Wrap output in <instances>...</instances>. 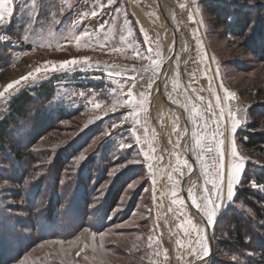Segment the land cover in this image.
Here are the masks:
<instances>
[{
  "label": "rangeland",
  "instance_id": "obj_1",
  "mask_svg": "<svg viewBox=\"0 0 264 264\" xmlns=\"http://www.w3.org/2000/svg\"><path fill=\"white\" fill-rule=\"evenodd\" d=\"M155 1L154 7L150 0H118V4L113 6L117 11L106 8L95 18L89 15L78 19L82 13L90 12L100 0H52L53 6L47 8L45 14L49 16L50 23L51 14L63 8L64 15L59 19L67 22L66 28L71 27V23L75 21L76 26L72 31L79 32L86 27L95 34V40L105 44L103 49L82 48L79 51L73 44H67L66 50L57 51L55 43L59 34L54 24L51 25L52 36H48L45 28L42 32L43 39L37 40L36 44L23 40L25 25L33 5L30 0L27 6L24 0H13V17L0 25V34L6 33L8 36L7 41H0V91L8 83L20 79L47 60L61 61L88 56L93 67L83 71L77 69L75 72L49 73L46 78L44 74H40L37 82L22 81L10 93H6L7 102L0 100L1 121L9 115V105L21 91L45 84L52 88V92L47 95L37 94L36 90V93H30L32 103L28 108L27 119L19 120L9 130V142L15 146L14 151L8 144L5 152H0V264H18L25 255L31 259L38 258L39 264H68L69 261L71 264H90L73 254L63 256L59 254V245L49 246L45 243L50 238L67 240L61 237L67 230L66 221L77 220L79 212L84 208L91 212L87 219L90 224L88 227L92 231L108 233L104 252L98 251L95 254V264H99L101 260L103 264H208L209 256L197 260L176 245L177 239H186L183 230L178 227L184 217L178 216V206L171 204L173 183L168 180V175L171 174L174 180L180 181L175 185L180 198L185 200V205L180 207L193 219V223H201L203 228V217L187 196L190 188L196 193L202 191L203 176L194 154L190 150H183L184 144L186 148L191 147L192 125L188 122L186 111V106L190 107L188 98L201 106L195 100L198 92L205 97V105L201 107H206L208 99H213L214 102V97L208 91L209 82L212 90L223 97L224 90L219 88L222 82L224 88L236 94L235 99L223 100V103L233 109L243 110L237 112L240 124L234 138L239 155L245 158V168L249 163L264 165V159L250 158L238 140V131L244 129L249 122L250 110L264 103V60L261 61L260 57L251 53L244 54V48L238 39L230 42L232 38L225 34L223 20L220 22L222 27H217L219 20L213 17L212 10L214 6H220L246 13L253 23L249 29L251 34L259 17H264V0H195V4L192 0H164L165 7L160 0ZM39 2L37 0V4ZM181 3L187 7L181 9ZM165 11L168 15H165ZM190 13L193 15L192 21L188 19ZM234 19L236 18L228 20L230 24ZM141 28L150 38L153 49L151 55L161 62L158 78H154L150 90L142 87L145 80L153 77L149 60L125 59L110 52L112 47L121 46L120 36L126 35L129 29L134 33L129 39L146 52L149 45L144 42ZM186 35L189 37L188 46L183 50L181 45L185 43ZM48 43L53 47L39 46ZM260 45L264 47V41ZM169 47L172 50L174 48L171 59ZM157 51L160 53L159 57H156ZM2 65L5 66L1 67ZM105 65L109 67L106 68ZM133 66L140 69L138 74L131 71ZM145 66H149L146 72ZM217 68L218 76L215 75ZM109 71L120 75L109 76ZM133 74L138 77L134 91L150 92L148 103L145 104L147 112L141 113V119L148 122L149 140H152L153 130L155 132L153 144L157 151L154 155L163 156L162 161L154 162L155 191L141 145L135 144L134 137L128 131L117 135L122 129L130 128L131 124L125 123L122 128L117 129L111 127L112 121L119 119L120 113L127 110L121 109L117 113L103 115L93 107L98 101L110 103L114 97L113 89L119 93L120 89L125 88L126 82L131 83L127 78ZM166 74L169 103L180 106L184 111L188 130L185 143V137L179 141L177 139L184 131V127L180 125V117L159 96L160 85ZM140 76L145 80H140ZM174 80L177 81L175 90ZM201 88L204 91L200 92ZM97 112L100 113V119L95 118ZM89 120L93 122L89 124ZM176 126L178 128L174 131ZM263 128L264 125L261 129ZM105 131L110 135H104ZM138 134L143 137V127H140ZM177 142L179 148L174 147ZM123 144L132 146L121 148ZM142 144L147 149L143 140ZM15 151L20 152L23 159L17 160ZM187 152L189 158L186 157ZM171 153L180 154L181 159H189L191 171L183 168V176L179 171L172 172L173 167L180 169L181 166L176 164L175 156ZM26 154L35 155V160H29ZM81 154L86 159L79 160ZM133 160L136 162H127ZM239 185L240 183L234 189V202L226 211L222 210L218 214L215 226L206 229L210 251L212 242L209 236L213 239L209 264H251L249 259L256 261L254 250L245 252L244 257L248 261H244L236 256L228 257L223 249L226 246L223 241L229 238L225 227L229 225L228 218L233 214L231 210L249 213L241 204L235 203ZM254 189H261L260 192L264 195L263 188ZM73 196H76V201L67 212L66 207ZM170 207L173 209L171 212ZM221 215L226 217L221 219ZM96 219H99L98 223ZM149 234L159 241V256L154 255L153 251L157 245L153 249L147 247ZM137 235L141 237L139 241L136 240ZM44 236L48 239L41 241ZM28 243H32V247L21 256L18 250L28 246ZM41 244H45L44 248L40 247ZM165 249L168 251L167 261L163 255ZM86 251L90 257L93 255L90 249Z\"/></svg>",
  "mask_w": 264,
  "mask_h": 264
},
{
  "label": "snow or ice",
  "instance_id": "obj_2",
  "mask_svg": "<svg viewBox=\"0 0 264 264\" xmlns=\"http://www.w3.org/2000/svg\"><path fill=\"white\" fill-rule=\"evenodd\" d=\"M33 5L32 11L29 13V20L25 25L23 40L27 43L31 41L32 44H36L37 40H42V32L47 28L48 36L53 35L52 24L56 25V30L59 34V38L55 43V49L57 51L66 50L67 44H73L76 50L80 49H92L95 50L97 47L103 49L105 44L100 43L95 40V34L89 32L85 27L82 31L75 32L72 28L76 26V22L71 23V27H65L66 21L59 19L60 16L64 15V9L60 8L57 12L51 14V23L49 22V16L44 15L46 8H51L53 6L52 0H40L37 4V0H30ZM25 6H27L28 0H24ZM195 4V0H192ZM118 4V0H100L99 4H94L92 10L87 13H82L78 19H83L84 16H91L93 18L100 16L106 8H113V6ZM187 6L183 3L180 4L181 9H185ZM113 11H117V8H113ZM198 14V13H197ZM14 15L13 0H0V25H3L4 21L11 20ZM115 20L116 17H113ZM190 21L193 20V15L190 13L188 16ZM103 28V25L99 26ZM141 33L144 36L145 44L149 47L147 51H142L141 48L136 46L131 37L134 33L131 29L127 31L126 35L120 36L121 46L112 47L110 52L117 53L123 56L125 59L130 60H149L150 67L153 72V77H149L147 80L143 76H140V80H145L142 87L150 90L154 82V78H158V70L161 68V62L159 59L153 57L151 53L153 52L150 38L147 33L141 28ZM7 34H0V41H7ZM42 47H53L51 43L40 44ZM131 53V54H129ZM160 53L156 52V57H159ZM204 53H201V59L203 60ZM91 58L88 56H82L79 58H72L68 60H47L42 64L34 67V69L28 72L25 76L20 79L14 80L8 83L2 91H0V100L7 102L6 93H10V90L16 88L20 85L22 81L27 82L29 80L34 83L40 78V74H44V78L47 77L49 73H68L75 72L77 69L83 71L87 68L93 67L90 64ZM99 67V65H96ZM105 67H109L105 65ZM114 67V66H112ZM149 66L144 67V71H148ZM133 73L138 74L140 69H131ZM133 74L127 78L131 81L130 84L126 82L125 88L120 89L119 93L113 89L114 97L110 103H104L98 101L94 103V110H100L103 115H108L109 113H117L121 109L127 110L126 112H121L119 119H114L111 123L112 129L122 128L125 123H130L131 127L128 129H122L121 133L117 135H122L123 131H128L135 139V144L141 145V152L147 163V168L149 173L153 178V186L155 191L156 184V172L154 170V162L162 161L163 156H155L157 151L153 144L155 139V132H152V140H149V127L146 119L142 121L141 113H146L147 109L145 104L148 103L150 92H135L137 88L138 77ZM109 76L120 75L119 73L108 72ZM215 75H219V69L217 68ZM177 87V81H173V89ZM219 88L224 90V96L221 97L217 92L213 91L211 88V82L208 85V91L211 92L213 99H208L206 101V107H201L205 105V97L197 95L195 97L196 101H199L201 106H198L191 98L189 100V106H186V111L188 113V122L192 125L190 132L191 147L185 148L183 151H191L194 154L195 161L199 162V167L201 174L203 176V186L200 193H196L193 189H188V199L191 200L192 206L195 207L198 213L203 217L204 227L201 228L198 224L193 223V219L189 218L184 212L183 207L185 205V200L180 198L178 192L175 190V185L179 184V180H174L171 174L168 175V180L173 183V188L171 191V204L178 206L177 215L183 216L184 219L179 223L178 227L183 230V236L186 239H177L176 245L185 249L188 255L195 256L197 260L208 257L210 255V249L207 243L206 229L208 227L214 226L218 214L223 210L226 211L228 207L234 202V189L235 186L240 183V178L245 170V158L239 155L236 147L235 133L240 124V119L237 118V112H242V109H233L228 107L223 103V100H233L236 98V94L224 88L223 83L219 84ZM196 91V90H194ZM204 91V88L199 90ZM96 119H100V113L97 112L95 115ZM93 120H89L88 123L91 124ZM230 122V126H229ZM140 127H143V137L138 134ZM178 126L174 127L176 131ZM104 135H110L109 132L105 131ZM188 135V130L185 129L179 136L178 141L183 139ZM142 140L147 144V149L143 147ZM131 144H123L121 148H129ZM179 148V142L174 146ZM175 156L176 164L180 165L181 168H172V172H180L183 176V168L189 169L191 171L192 165L189 159H181V155L177 153H171ZM79 160L86 159L84 154L78 157ZM128 163H135L136 161H127ZM252 187L256 188L257 184L253 181ZM155 200V195L153 196ZM169 211H173L170 207ZM108 235L107 232H97L90 230L89 227H84L82 231L74 235L71 239H49L45 243L49 246L59 245V254L63 256H68L73 254L75 257H80L83 261L90 262V264H95L97 257L96 253L99 251L104 252L105 248V237ZM97 237H99V245H97ZM141 237L137 235L136 240L139 241ZM67 245V248H65ZM157 245L155 249L153 246ZM159 241L155 239L152 234L147 236V247L153 249L154 255L159 256ZM45 244H41L40 247L44 248ZM135 247V245H134ZM90 249L93 255L90 257L86 250ZM197 249H200L198 252ZM164 260H168V251L164 250ZM178 259L180 257H177ZM235 259V257H233ZM18 264H39V259H31L29 256L25 255L22 259L18 261ZM71 264V261L68 262ZM99 264H103L101 260Z\"/></svg>",
  "mask_w": 264,
  "mask_h": 264
},
{
  "label": "trees",
  "instance_id": "obj_3",
  "mask_svg": "<svg viewBox=\"0 0 264 264\" xmlns=\"http://www.w3.org/2000/svg\"><path fill=\"white\" fill-rule=\"evenodd\" d=\"M47 9V8H46ZM46 9L44 15L46 14ZM209 9V7H208ZM213 17H217L219 20L218 26H221L223 20L225 34L232 38L230 42H234L235 39L241 41V46L244 48L245 53H251L256 57H260V60H264V47L260 45L264 41V17L260 16L256 28L251 34L250 27L252 22L246 13L233 11V9H224L222 7L214 6ZM210 11V9H209ZM211 12V11H210ZM230 18H236L232 23L228 21ZM241 18V19H239ZM2 65L1 67H4ZM9 66V65H8ZM55 78V77H53ZM97 87V86H94ZM36 90L37 94H50L52 88L49 84L42 85L30 90L21 91L17 96L13 98L9 105L10 113L3 120L0 121V152H5V147L8 144L11 145V149L14 151L15 146L10 141L11 126H16L18 121L21 119H27L28 108L32 103V97L30 93ZM34 92V93H36ZM264 103L258 107L251 109L249 112V122L246 123L244 129L238 131L239 144L243 151L250 156L252 159H264ZM17 160L23 159V155L20 152H14ZM27 158L31 161L35 160V155L26 154ZM257 184V187L264 189V165L257 166L249 163L240 181V185L236 191L235 203L241 204L248 212H235L231 210L233 214L228 218L229 225L225 227V231L228 234L227 241H223L226 244L223 248L228 257L236 256L239 259L248 261L244 257L245 252L248 250H254L256 254V261L249 259V263L264 264V195L259 191L252 188V182ZM76 201V196L70 200L68 209L71 208L72 204ZM85 203V202H84ZM85 207V206H83ZM74 210V209H73ZM82 215H81V214ZM97 213V212H96ZM228 213H226L227 216ZM91 216V212L86 208L79 212L77 220L66 221V232L62 238L70 239L74 235L79 234L84 227L90 226L87 223V219ZM226 216L221 215V219ZM227 219V218H226ZM97 223L99 219H96ZM95 221V222H96ZM95 222L93 224H95ZM91 230V229H90ZM48 237L44 236L41 241L47 240ZM52 239V238H50ZM40 241V242H41ZM32 243H28V246L20 248L18 252L21 256L28 252V249L32 247ZM222 244V246L224 245ZM255 244V245H253ZM257 244V245H256ZM253 245V246H252ZM54 264H58L57 262Z\"/></svg>",
  "mask_w": 264,
  "mask_h": 264
},
{
  "label": "bare ground",
  "instance_id": "obj_4",
  "mask_svg": "<svg viewBox=\"0 0 264 264\" xmlns=\"http://www.w3.org/2000/svg\"><path fill=\"white\" fill-rule=\"evenodd\" d=\"M151 3L154 4V7L156 5V1L155 0H150ZM163 6L165 7V1L163 0ZM166 9V8H165ZM141 15V14H140ZM165 15H168V13L165 11ZM168 17V16H167ZM163 18L165 19V17L163 16ZM168 29H169V32H170V26H168ZM164 31V30H163ZM165 32V31H164ZM169 41H171V38H169ZM171 43V42H170ZM171 46H172V43H171ZM167 50V48H166ZM171 51H172V47H169V56H170V59H171ZM167 57V56H166ZM159 96L161 97V99L168 105H170L174 111H175V114L178 115L180 118L182 116V126L184 127V124H185V118H184V111L183 109L180 107V106H176V105H173L171 103H169V98H168V91H167V74L166 76H164L162 82H161V85H160V89H159ZM175 115V116H176ZM184 130H185V127H184ZM184 147L186 148V144L184 145ZM199 182L201 181L200 178H198ZM218 218V216H217ZM216 222H217V219H216ZM216 224V223H215ZM214 224V226H215ZM214 229V228H213ZM213 233V232H212ZM210 238H212V236H210ZM213 248V246H212ZM210 254H211V251H210ZM210 257V255H209ZM209 260V259H208Z\"/></svg>",
  "mask_w": 264,
  "mask_h": 264
},
{
  "label": "crops",
  "instance_id": "obj_5",
  "mask_svg": "<svg viewBox=\"0 0 264 264\" xmlns=\"http://www.w3.org/2000/svg\"><path fill=\"white\" fill-rule=\"evenodd\" d=\"M188 40H189V37L186 35L185 36V43H183V45H181V46H183V50H186V48H187V46H188ZM180 122H181V124L180 125H182V117L180 118ZM184 127H185V124H184ZM186 142V139H184V143ZM185 145V144H184ZM187 174H189V172L187 171ZM190 178H191V175L189 174L188 175ZM193 177V176H192ZM199 226L201 227V223H199ZM202 228V227H201ZM211 228V227H210ZM208 229H209V227H208ZM209 239H210V236H209ZM204 264V263H203Z\"/></svg>",
  "mask_w": 264,
  "mask_h": 264
},
{
  "label": "water",
  "instance_id": "obj_6",
  "mask_svg": "<svg viewBox=\"0 0 264 264\" xmlns=\"http://www.w3.org/2000/svg\"><path fill=\"white\" fill-rule=\"evenodd\" d=\"M160 2H161V5L163 6V0H160ZM173 52H174V48H173V50H172V54H173ZM185 129H187V126H185ZM185 138H186V140H187V136H185ZM186 157L189 158V154H188V152L186 153ZM216 223H217V222H216ZM211 242H212V246H213V239H212V238H211ZM212 252H213V248L211 249V254H210V257H209V260H208V264H209V261H210V259H211Z\"/></svg>",
  "mask_w": 264,
  "mask_h": 264
}]
</instances>
